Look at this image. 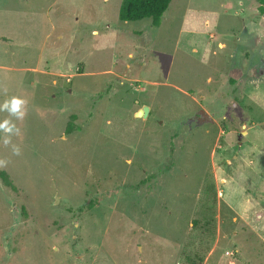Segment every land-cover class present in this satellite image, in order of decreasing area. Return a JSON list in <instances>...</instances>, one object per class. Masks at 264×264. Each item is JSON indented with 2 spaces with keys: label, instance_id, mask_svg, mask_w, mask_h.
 I'll list each match as a JSON object with an SVG mask.
<instances>
[{
  "label": "rangeland",
  "instance_id": "1",
  "mask_svg": "<svg viewBox=\"0 0 264 264\" xmlns=\"http://www.w3.org/2000/svg\"><path fill=\"white\" fill-rule=\"evenodd\" d=\"M120 2L0 0V264H264L258 0Z\"/></svg>",
  "mask_w": 264,
  "mask_h": 264
},
{
  "label": "trees",
  "instance_id": "2",
  "mask_svg": "<svg viewBox=\"0 0 264 264\" xmlns=\"http://www.w3.org/2000/svg\"><path fill=\"white\" fill-rule=\"evenodd\" d=\"M170 2L171 0H121L118 9V17L122 21L150 18L152 25L158 26L161 21V16ZM258 2V10L264 12V0H258ZM66 131H71L70 125L66 127ZM0 178L6 186L15 189V186L4 170H0Z\"/></svg>",
  "mask_w": 264,
  "mask_h": 264
},
{
  "label": "clouds",
  "instance_id": "3",
  "mask_svg": "<svg viewBox=\"0 0 264 264\" xmlns=\"http://www.w3.org/2000/svg\"><path fill=\"white\" fill-rule=\"evenodd\" d=\"M6 92V89L4 90ZM29 101L18 95L7 96L0 102V113L7 115L0 119V143L5 148H10L13 155H20L21 148L18 144L13 143V136L20 135V128L16 121H23L27 115ZM9 161L0 158V168L5 167Z\"/></svg>",
  "mask_w": 264,
  "mask_h": 264
},
{
  "label": "water",
  "instance_id": "4",
  "mask_svg": "<svg viewBox=\"0 0 264 264\" xmlns=\"http://www.w3.org/2000/svg\"><path fill=\"white\" fill-rule=\"evenodd\" d=\"M149 107L147 105H142L140 108H138L134 116L145 118L148 115Z\"/></svg>",
  "mask_w": 264,
  "mask_h": 264
}]
</instances>
